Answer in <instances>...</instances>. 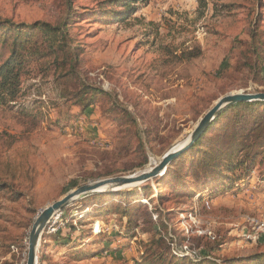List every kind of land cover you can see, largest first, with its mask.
Listing matches in <instances>:
<instances>
[{"label": "rangeland", "instance_id": "obj_1", "mask_svg": "<svg viewBox=\"0 0 264 264\" xmlns=\"http://www.w3.org/2000/svg\"><path fill=\"white\" fill-rule=\"evenodd\" d=\"M66 1L0 0V19L54 23L63 16ZM100 1L72 3L77 10L93 12ZM204 1L149 0L118 21L116 16L77 17L71 33L81 48L82 69L89 81L111 95L97 93L86 111L58 99L49 59L35 62L23 76L22 95L14 101L0 100V180L10 186L0 181V264H27L29 234L49 204L91 181L149 170L190 140L220 98L264 92V75L255 78L249 66H242L253 57L244 53L242 43L250 40L252 27L264 40V0ZM215 3L232 9L216 10ZM25 32L27 37L37 34ZM199 49L198 56L187 58L185 52ZM231 122L224 118L210 133L209 144L173 163L168 179L107 186L63 209L45 230L42 250L41 238L38 264H147L139 241L152 236L146 233L153 226L147 221L149 213L155 222L167 224L160 226V234L170 240L175 256L188 258L187 263L204 255L219 262L264 253V154L249 173L233 170L239 176L226 188L208 192L192 186L203 174L207 151H214L211 164H223L232 150L231 161L243 156L241 145L230 135ZM178 172L189 173L191 194L180 195L171 188L169 181L176 180ZM137 186L144 188L127 195ZM103 204L107 206L99 210ZM89 211L94 212L87 214L91 221L80 223ZM124 211L140 221L134 237H126L125 231L117 235L125 228ZM71 222L74 230L68 226ZM58 230L56 240L52 234ZM82 236L86 238L75 245ZM20 240L23 248L16 245ZM237 264H264V259Z\"/></svg>", "mask_w": 264, "mask_h": 264}, {"label": "trees", "instance_id": "obj_2", "mask_svg": "<svg viewBox=\"0 0 264 264\" xmlns=\"http://www.w3.org/2000/svg\"><path fill=\"white\" fill-rule=\"evenodd\" d=\"M201 1L206 4L204 0ZM148 4L149 0H102L98 3V8L94 9L93 12L90 10L82 12L74 8L72 0H67L65 2L63 16L54 23L40 20L27 23L15 22L7 18L0 19V30H2L0 36V100L3 102L14 101L22 95L23 76L29 75L34 63L43 59H49L48 69L53 68L52 70L55 74V87L59 92L58 99H61L64 103L75 104L86 111L93 107L97 93L105 94L109 97V92L96 82L89 81L90 79L86 71H83L81 48L77 45L71 33V25L76 21L77 17L83 15H92L93 17L97 15L106 17L116 16L117 21L122 20ZM120 6H124V10L114 9ZM231 6L232 5L221 4V7H219V5L215 3L214 9H232ZM262 15V12L258 14V19L260 21ZM27 29L37 34L33 37H27V32H25ZM250 33V40L242 41V43L246 46L244 53L246 54L247 50L249 56L252 55L253 57L246 58L242 66H249L253 71L254 77L257 78L260 75H264V40L262 38V33L255 30V28L252 27ZM185 53L187 58L191 59L198 56L201 50H188ZM73 84H75L74 89L70 87ZM258 106L264 107V101H242L225 108L208 125L197 140L184 153L176 157L168 165L164 174L158 175L156 178L159 179V181L168 179L166 176L170 172L173 163L200 148L202 145L209 144L211 137L210 133L217 129L222 120L226 117L232 120L230 135L241 145L243 156L237 158L235 161H231L234 155V150H232L226 154L223 164H220V160H215L213 164H211L210 159H212L214 151H207V158L204 161L205 167L201 168L203 171L201 178L193 183L188 176V172L182 175L178 172L176 176L173 177L177 179L172 182L169 181L171 188L174 189L175 193L178 192L180 195L192 193L194 189L188 185L189 183H193V188L201 187L208 192H212V190L218 191L226 188L231 179H236L239 176H235L236 173L233 170L243 168L249 173L256 163V159L264 154V111L262 112L259 110L257 108ZM113 107H116L115 104ZM249 119H253V121L247 123ZM245 122L246 125L244 124ZM242 129L245 133H242ZM240 135L242 137L238 141V136ZM211 147H216L215 143H213ZM221 165H223V168H221ZM224 167L228 169V171H226ZM181 177H183V179H180ZM2 185L4 187H10L7 182H2ZM143 188L144 187L140 186L134 187L127 192V195H135L137 192L142 191ZM11 190H13V188H11ZM16 193L20 194L21 192ZM117 193L123 194L126 193V191H119ZM103 195L105 194L98 196L104 197ZM137 202L140 205L142 204V201ZM103 206L106 207L107 205H101L99 210H103ZM65 210L66 208L63 211ZM89 213L91 212L89 211L83 215L78 221L80 223L89 221L90 219L86 220L87 214ZM159 213H157V219H159L161 214ZM91 214H94V212ZM166 214L167 213H165V215ZM64 215L65 214L62 216L63 219H65ZM122 216L123 218L121 219L124 220L125 228L122 232H117V235H121L125 231L127 232L126 235H128L126 237H134L133 230L140 224L138 216L135 214L129 215L127 211H124ZM154 220L155 218L149 213L147 221H150L153 226L149 230H146V233H150L152 236L148 241H139L143 252L141 258H143V261L147 264H237L252 260H256V263H262L264 259V253H256L252 255L249 260L246 258L242 259L240 256H230L222 258L218 262L204 255L199 259L190 260V262L187 263L188 258L185 256H175L170 240L166 236L160 234V226L162 225L165 227L167 224L164 222L158 223ZM68 226L72 230L75 229L72 222ZM89 233L92 234L93 231L90 229ZM60 234L61 230H58L53 233L52 236L58 240ZM46 235L45 231L42 235L41 250L44 245L43 239ZM96 235L101 236V233L99 232ZM85 238V236H82L80 241L75 245L81 244ZM22 241L23 240L16 242V245H18L17 247H24ZM86 252L90 254L92 250ZM43 258L44 254L41 253L40 261H43ZM76 258H80V255H77Z\"/></svg>", "mask_w": 264, "mask_h": 264}, {"label": "water", "instance_id": "obj_3", "mask_svg": "<svg viewBox=\"0 0 264 264\" xmlns=\"http://www.w3.org/2000/svg\"><path fill=\"white\" fill-rule=\"evenodd\" d=\"M253 102V101H264V92L258 93H234L225 95L218 100V102L206 112L202 117L195 131L193 132L190 140L186 144H181L169 152H167L161 160L149 170L143 171L137 175L130 176H115L111 178L91 181L84 185L77 187L76 189L67 193L64 197L59 200L54 201L45 207L37 216L31 232L29 234L28 243V256L27 264H38V252L41 238L45 230L50 225L51 221L60 212L68 207L70 204L76 200L88 196L102 189H107L105 187L109 186L112 188L133 184L145 180H150L158 175L164 174L168 165L179 155L184 153L202 134V132L208 127V125L227 107L234 105L238 102ZM111 191L113 189H110Z\"/></svg>", "mask_w": 264, "mask_h": 264}]
</instances>
